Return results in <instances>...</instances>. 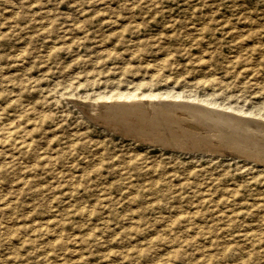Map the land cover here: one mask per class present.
Segmentation results:
<instances>
[{
	"label": "rangeland",
	"instance_id": "obj_1",
	"mask_svg": "<svg viewBox=\"0 0 264 264\" xmlns=\"http://www.w3.org/2000/svg\"><path fill=\"white\" fill-rule=\"evenodd\" d=\"M148 90L264 113V0H0V264H264V163L84 105Z\"/></svg>",
	"mask_w": 264,
	"mask_h": 264
},
{
	"label": "bare ground",
	"instance_id": "obj_2",
	"mask_svg": "<svg viewBox=\"0 0 264 264\" xmlns=\"http://www.w3.org/2000/svg\"><path fill=\"white\" fill-rule=\"evenodd\" d=\"M99 99L83 103L122 136L161 148L222 152L264 163V113L169 90L113 92Z\"/></svg>",
	"mask_w": 264,
	"mask_h": 264
}]
</instances>
